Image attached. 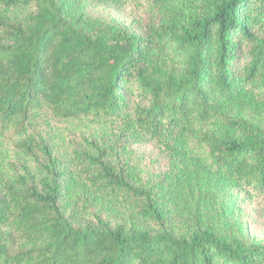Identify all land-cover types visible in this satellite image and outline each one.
Segmentation results:
<instances>
[{"label":"trees","instance_id":"obj_1","mask_svg":"<svg viewBox=\"0 0 264 264\" xmlns=\"http://www.w3.org/2000/svg\"><path fill=\"white\" fill-rule=\"evenodd\" d=\"M86 1L0 0V264H261L217 202L264 194L246 0H133L153 8L143 36ZM145 140L170 154L155 182L128 159Z\"/></svg>","mask_w":264,"mask_h":264},{"label":"rangeland","instance_id":"obj_2","mask_svg":"<svg viewBox=\"0 0 264 264\" xmlns=\"http://www.w3.org/2000/svg\"><path fill=\"white\" fill-rule=\"evenodd\" d=\"M258 1H261L260 6ZM85 11L92 18L115 23L143 36L151 23L153 8L147 2L138 4L133 0H89L86 1ZM239 17L246 20L244 24L249 31L258 38H264V0H246ZM233 36L240 39L242 33L237 29ZM247 50L248 43L246 46L242 43L238 61L240 66L249 59ZM120 86L130 95L132 90L128 89L125 82ZM128 159L140 166L142 175H145L149 182H155L168 171L170 154L164 146L145 140L132 142ZM217 196L218 204L226 209L232 224L239 229L245 242L264 246V194L255 189L233 187ZM217 260L221 264H233L223 259ZM261 260V264H264V258Z\"/></svg>","mask_w":264,"mask_h":264}]
</instances>
